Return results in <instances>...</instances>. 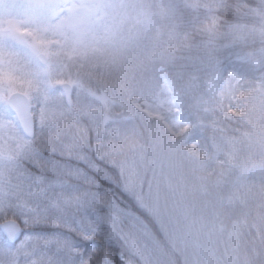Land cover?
<instances>
[{
	"label": "rangeland",
	"instance_id": "374dc122",
	"mask_svg": "<svg viewBox=\"0 0 264 264\" xmlns=\"http://www.w3.org/2000/svg\"><path fill=\"white\" fill-rule=\"evenodd\" d=\"M183 2L203 10L214 0ZM159 3L160 0H0V160L19 155L31 141L24 137L7 108L13 93L29 101L35 137L43 127L48 134H59L66 142L91 149L84 132L73 137L75 130H68L77 123L78 116L87 122L96 136L93 154H99V161L106 158L102 151L110 150L115 156L112 140L123 139L130 132L123 124H114L121 123L116 110L122 108L128 117L134 112L147 121L150 146L146 150L152 157L141 159V150L136 158L126 152L129 160L124 157L114 166L118 167L126 194L147 213L158 235L142 218L120 209L107 192L118 216L115 232L123 239L131 264H176L178 260L183 264H253L249 254L255 250L254 245L241 247L239 239L245 222L238 218V203L233 205L236 217L221 219L220 192L209 193L199 177L190 179L191 168L175 160L167 161L172 146L163 145L165 136L181 139L188 150L197 148L202 127L198 121L193 123L192 115L198 108L194 99L161 68L150 71V89L130 99L122 98L112 76L129 59L134 47L138 48L136 40L144 33L143 17L151 6L158 12L155 5ZM39 55L45 57V65L38 61ZM257 59L256 66L264 57ZM106 74H110L107 79ZM211 76L205 82L208 88L211 84L213 87L211 108L225 116L236 101L239 79L223 72ZM61 84L72 88L71 108L64 103ZM253 104L261 108L249 112L247 123L258 118L264 122V114L259 113L264 111V93L256 94ZM112 126L116 135L112 134ZM250 126L249 139L258 145L264 131ZM135 141L140 143L139 139ZM243 149L246 152L250 148ZM237 154L243 158L244 153ZM194 160L200 165L208 156L198 153ZM246 163L250 165L247 175L264 169L263 140L257 150L248 153ZM3 170L0 166V172ZM101 172L110 182L107 172ZM239 178L238 183L242 181ZM225 184L219 181L218 190Z\"/></svg>",
	"mask_w": 264,
	"mask_h": 264
},
{
	"label": "trees",
	"instance_id": "16d2710c",
	"mask_svg": "<svg viewBox=\"0 0 264 264\" xmlns=\"http://www.w3.org/2000/svg\"><path fill=\"white\" fill-rule=\"evenodd\" d=\"M183 1L160 0L155 5L158 12L156 7L151 6L152 9L148 10L150 13L146 12L147 15L143 17L141 27L144 33L136 40L138 48L134 47L129 59L117 69L118 74L114 70L112 76L117 81L116 87L122 98L130 99L139 91L149 90L150 71L161 68L190 95L191 100L194 99L198 108L192 115L193 123L198 121L202 127L197 148L188 150L181 139L173 140L165 136L163 145L172 146L167 161L175 160L178 165L181 163L183 167L191 168L190 179L199 177L209 193L220 192L221 207H218V211L221 219L236 217L233 205L238 203V218H243L245 222L244 232L239 237L241 247L254 245L255 250L249 254V258L253 264H264V169L256 175H247L246 172L250 169L246 163L248 153L257 150L259 142L264 141V138H258L257 145L256 141L249 139L250 125L263 132L264 122L261 123L258 118L251 124L247 123L251 115L249 112L261 108L253 104L256 94L264 93V60L258 63L259 66L255 65V61L259 60L257 58L264 57V0H214L213 5L203 10L189 7ZM221 72L236 75L239 79L236 101L225 116L211 108L210 91L213 92V87L212 84L210 88L205 86L212 74ZM259 113L264 114V111ZM115 114H120L117 119L121 123L114 124H123L130 132L125 133L123 139L116 137L112 140L119 154L113 156L110 150L102 151L106 158L98 160L100 168L107 172L108 178H112L110 182L104 180L103 186L120 209L142 218L152 233L158 235L157 227L147 213L126 194L118 167L114 166L124 157L126 161L129 160L126 152L136 158L141 150V159L152 157L146 150L150 146L146 135L147 121L134 112L130 117L125 116L127 112L122 108L117 109ZM77 120L75 125L69 123L73 126H69L68 130H75L73 137L84 132L93 152L94 130L79 116ZM112 134L116 135L114 128ZM136 139H139V144L135 143ZM237 146L240 148L237 149ZM244 146L251 150L244 152ZM239 152L244 153L243 158L237 154ZM198 153L208 156V160L199 165L194 160ZM237 174L241 176L240 183ZM219 181L226 184L218 190ZM109 252L115 258V264L132 263L123 239L116 232L112 235ZM176 264L183 263L178 260Z\"/></svg>",
	"mask_w": 264,
	"mask_h": 264
},
{
	"label": "snow or ice",
	"instance_id": "6c2138e0",
	"mask_svg": "<svg viewBox=\"0 0 264 264\" xmlns=\"http://www.w3.org/2000/svg\"><path fill=\"white\" fill-rule=\"evenodd\" d=\"M99 159L42 127L22 153L0 160V264H115L118 216Z\"/></svg>",
	"mask_w": 264,
	"mask_h": 264
},
{
	"label": "water",
	"instance_id": "95a60500",
	"mask_svg": "<svg viewBox=\"0 0 264 264\" xmlns=\"http://www.w3.org/2000/svg\"><path fill=\"white\" fill-rule=\"evenodd\" d=\"M38 61L42 64H46V59L43 55L38 56ZM63 95L64 102L67 107L72 106L71 93L72 89L68 84L60 86ZM8 108L15 115L17 122L22 130V133L29 139L34 137V123L30 114V106L26 97L21 94H12L7 101Z\"/></svg>",
	"mask_w": 264,
	"mask_h": 264
}]
</instances>
